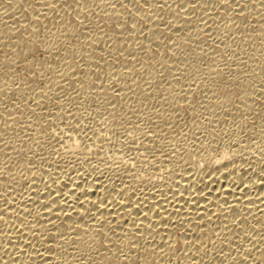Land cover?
<instances>
[{"label": "bare ground", "instance_id": "1", "mask_svg": "<svg viewBox=\"0 0 264 264\" xmlns=\"http://www.w3.org/2000/svg\"><path fill=\"white\" fill-rule=\"evenodd\" d=\"M0 264H264V0H0Z\"/></svg>", "mask_w": 264, "mask_h": 264}]
</instances>
